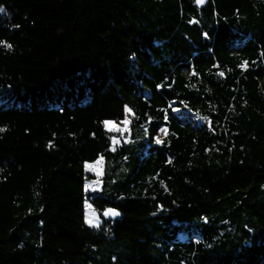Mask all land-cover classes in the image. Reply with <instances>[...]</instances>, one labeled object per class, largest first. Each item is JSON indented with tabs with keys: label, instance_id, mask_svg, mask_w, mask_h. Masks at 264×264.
<instances>
[{
	"label": "trees",
	"instance_id": "obj_1",
	"mask_svg": "<svg viewBox=\"0 0 264 264\" xmlns=\"http://www.w3.org/2000/svg\"><path fill=\"white\" fill-rule=\"evenodd\" d=\"M193 2L0 0V264H264V0Z\"/></svg>",
	"mask_w": 264,
	"mask_h": 264
},
{
	"label": "rangeland",
	"instance_id": "obj_2",
	"mask_svg": "<svg viewBox=\"0 0 264 264\" xmlns=\"http://www.w3.org/2000/svg\"><path fill=\"white\" fill-rule=\"evenodd\" d=\"M127 113H129V109L126 110ZM129 118L128 116H125V118L120 121L119 123L113 122V121H105L104 126L107 130H110L112 132H117L120 131L121 134L125 133L127 131V128L129 126ZM107 122V123H106ZM124 139L120 138L121 140H125L126 136L123 135ZM120 141H118V136H114L112 139V145L119 144ZM102 164H103V158L98 157L95 161L93 162H87L84 165V168L86 172L93 174V178H89L85 181L84 187H85V192L89 193L94 190H98L100 186V177L102 174ZM90 207V204L88 200L85 201V207ZM90 216L94 219V222L99 225L100 223V218L97 215V213L91 208V210H88ZM94 214V215H93ZM87 219H85L86 222ZM87 223V222H86ZM88 224V223H87ZM89 225V224H88Z\"/></svg>",
	"mask_w": 264,
	"mask_h": 264
},
{
	"label": "snow or ice",
	"instance_id": "obj_3",
	"mask_svg": "<svg viewBox=\"0 0 264 264\" xmlns=\"http://www.w3.org/2000/svg\"><path fill=\"white\" fill-rule=\"evenodd\" d=\"M205 2V0H197L198 4H203ZM4 10L2 8H0V12H3ZM5 47L11 48V45H7L5 44ZM247 62H244L241 67H246ZM193 75H195V73H193ZM220 75H223V73L221 72ZM107 123V122H106ZM0 131H3V129H0ZM158 143L161 141H157ZM106 215H112V216H118L119 213L116 212L115 210H109L107 213H105ZM94 215V214H93ZM86 222L90 225V226H98L97 223L94 222L92 217H89Z\"/></svg>",
	"mask_w": 264,
	"mask_h": 264
},
{
	"label": "water",
	"instance_id": "obj_4",
	"mask_svg": "<svg viewBox=\"0 0 264 264\" xmlns=\"http://www.w3.org/2000/svg\"><path fill=\"white\" fill-rule=\"evenodd\" d=\"M208 2V0H205V2L203 3V4H198L197 3V0H194V2H193V4H194V6H196L197 8H202V7H204L205 6V4ZM109 210H106L105 212H104V215L106 216V217H110V216H112V215H106L105 213H107ZM119 213V212H118ZM112 217H114V218H117V217H119V215L118 216H112Z\"/></svg>",
	"mask_w": 264,
	"mask_h": 264
},
{
	"label": "built area",
	"instance_id": "obj_5",
	"mask_svg": "<svg viewBox=\"0 0 264 264\" xmlns=\"http://www.w3.org/2000/svg\"><path fill=\"white\" fill-rule=\"evenodd\" d=\"M163 129H164V127H162V128L160 129V131H159V137L162 136V134H163ZM120 138L124 139L123 135L120 136V137H118V141L120 140ZM126 139H127V137H126Z\"/></svg>",
	"mask_w": 264,
	"mask_h": 264
}]
</instances>
